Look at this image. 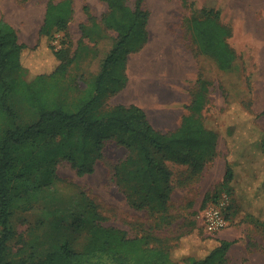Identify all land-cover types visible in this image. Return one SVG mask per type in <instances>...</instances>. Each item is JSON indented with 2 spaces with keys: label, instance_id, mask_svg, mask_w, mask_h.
Listing matches in <instances>:
<instances>
[{
  "label": "rangeland",
  "instance_id": "obj_1",
  "mask_svg": "<svg viewBox=\"0 0 264 264\" xmlns=\"http://www.w3.org/2000/svg\"><path fill=\"white\" fill-rule=\"evenodd\" d=\"M126 1L134 6L135 0ZM47 3L48 0H0V19L14 28L19 43L37 47L36 52L24 55V68L12 74L14 80L47 75L58 65L47 42L39 43ZM145 3V9L150 10L151 42L128 56L127 72L133 80L148 85L139 103L152 122L161 127L164 122L159 110L177 111L181 118L189 116L194 113L193 101L202 91L203 121L208 128L220 132L215 157L201 173L168 162L171 192L165 208L143 210L133 208L128 200V196L138 199V186L131 175L136 164L128 161L136 159L135 152L109 140L94 173L84 176H78L67 161L60 160L50 185L36 196L19 201L10 215L13 236L9 247L16 260L20 256L28 264H37L47 253L66 245L79 251L93 222L120 229L131 238L146 236L151 245L177 248L180 255L188 252L192 244L200 246L212 238L232 239L225 234L236 228L241 236H235L236 245L227 253L226 264H237L236 261L246 264V253L254 255L253 252L255 255L249 257L255 258V264H264L263 229L237 211L238 199L227 193L221 181L225 157L236 156L244 148L248 142L245 136L255 135V130L264 132V0H145ZM86 4L85 0H77L79 14H89ZM35 8H39L38 17L30 37L26 26ZM203 10L217 12L220 24L230 31L226 41L235 59L226 71L219 70L216 61L203 55L193 41L190 20L203 18ZM112 34L117 36L115 31ZM105 38H109L107 33L99 38V34H85L78 29L71 33L54 29L48 43L72 61L63 76L35 82L43 98L49 103L57 99L66 109L75 110L113 42L110 38L95 46L90 40ZM146 67H154V71ZM49 81L57 84L59 93L48 91ZM122 101L125 100L121 95L110 96L102 99L97 109L105 111ZM10 105L14 115L9 120L14 126H26L37 119V110L28 106L21 94H13ZM232 122H236L239 137L231 141L228 150L223 134ZM224 195L229 197L228 227L209 235L202 226L200 213L207 204ZM183 237L189 241L182 240Z\"/></svg>",
  "mask_w": 264,
  "mask_h": 264
},
{
  "label": "trees",
  "instance_id": "obj_2",
  "mask_svg": "<svg viewBox=\"0 0 264 264\" xmlns=\"http://www.w3.org/2000/svg\"><path fill=\"white\" fill-rule=\"evenodd\" d=\"M102 1L108 6V12L102 16L103 24L116 32L117 42L102 62L99 74L87 85L75 110L66 109L57 99L49 103L35 87L36 81L55 80L66 74L72 61L60 50L54 51L48 42L54 29L67 32L73 1L48 0L38 33L39 43L47 42L58 65L51 73L38 74L31 80L25 77L14 80L12 74L24 68V55L36 52L37 47L19 43L14 28L0 19V264H28L22 257L16 260L12 255L9 218L19 201L36 196L50 185L60 160L67 161L78 176H84L94 173L109 140L135 152L136 159L128 161L136 164L131 175L138 186V199L128 196V200L133 208L143 210L165 208L171 192L168 162L201 173L215 157L220 132L208 128L203 121L202 91L193 101L194 113L183 117L180 126L167 133L154 129L137 106L118 104L105 111L97 109L102 99L116 95L125 87L128 56L142 49L149 38V12L144 0H135L133 7L126 0ZM202 12L203 18L190 20L193 41L203 55L216 61L219 70L226 71L235 59L226 41L230 31L220 24L217 12ZM47 89L60 92L57 84L50 81ZM13 94H21L26 104L37 110L34 122L14 126L9 120L14 115L10 105ZM235 123L226 126L223 134L228 150L231 141L239 137ZM246 139L248 142L236 156L225 157L222 183L227 193L238 199L237 211L264 231V132L255 130V135L245 136ZM87 233L81 250L76 251L71 245L61 246L37 264H226L227 253L234 243L212 238L200 246L192 244L188 252L180 255L177 248L151 245L146 236L131 238L120 229L93 222Z\"/></svg>",
  "mask_w": 264,
  "mask_h": 264
},
{
  "label": "crops",
  "instance_id": "obj_3",
  "mask_svg": "<svg viewBox=\"0 0 264 264\" xmlns=\"http://www.w3.org/2000/svg\"><path fill=\"white\" fill-rule=\"evenodd\" d=\"M85 1L88 3V4H86L87 5L86 7H89V9H88L89 14H86L84 11H83L84 13L79 14V12L77 10L78 9L77 0L73 1L71 19L67 24V32L71 33V32H74L76 29H78L80 32H84L85 34H87V32H89V34H99V38L100 37L102 38L103 33H107V36L109 38L99 39V40H95V41L90 40V41L92 42L91 43L92 45L99 46V43H102V42L111 38V39H113V42L111 44V49H112L117 42V36H114V34H112L113 30L107 29L105 27V25L103 24V21H102V16L106 12H108L107 4L102 0H85ZM144 5H146L145 0H144ZM149 12H150V10H149ZM89 15L91 16V19H89ZM149 25H150V23H148V27H149ZM150 42H151V39L148 38L145 45H148ZM108 53H107V55H108ZM105 57L103 58V61H104ZM152 68H154V67H152ZM100 70H98L96 75L93 78H91V81H94L96 76L99 74ZM146 70L154 71V69H151V68L149 69L148 67H146ZM127 72H128V63H127ZM147 87H148V85L146 83H143L142 81H139L137 79L133 80L132 78H130V76L127 73V82L125 84V87L116 94L117 96L118 95L123 96V98L125 100V101L119 102V104L124 105V106L134 105V106L141 108L145 112V114L147 115V118H148L149 122L151 123V125L154 127V129H156L160 132L167 133V132H171V131L176 130L180 126L181 121H182L181 114H178L177 111L173 112L172 110H167L166 108L164 110H159V115H160L159 117L164 122V125L159 127V126H157L156 123L154 124L152 122V118L149 115V113L147 112V110L145 109V107L141 103H139L143 94L147 92V90H146ZM151 90L153 91L152 86H151ZM174 121H175V123H174ZM224 168H225V166L222 168V175H221L222 179H223L224 171H225ZM205 169H206V166L204 168V171H205ZM237 235L241 236V233L238 229L235 228V229H233V232L231 231L228 234L226 233L225 237H232V239H228L227 241H233L235 236L237 237ZM235 245L236 244H233L231 246L228 254L230 253V251L232 250V248ZM253 253L255 255V252H253ZM254 255H252V254L247 255V253H246V256L244 258V259H247L246 264H255V258L253 259V258L249 257V256L252 257ZM236 263L238 264L239 262L236 261Z\"/></svg>",
  "mask_w": 264,
  "mask_h": 264
},
{
  "label": "built area",
  "instance_id": "obj_4",
  "mask_svg": "<svg viewBox=\"0 0 264 264\" xmlns=\"http://www.w3.org/2000/svg\"><path fill=\"white\" fill-rule=\"evenodd\" d=\"M229 197L224 195L215 203L208 204L200 213L202 226L207 234H219L228 227Z\"/></svg>",
  "mask_w": 264,
  "mask_h": 264
},
{
  "label": "bare ground",
  "instance_id": "obj_5",
  "mask_svg": "<svg viewBox=\"0 0 264 264\" xmlns=\"http://www.w3.org/2000/svg\"><path fill=\"white\" fill-rule=\"evenodd\" d=\"M38 10L39 8H35L33 11H32V14H33V17H31L30 20L27 21V26H26V34H28L30 37H31V34L33 31L32 29L34 28V25L36 24L37 22V17H38ZM26 25V24H25ZM145 62V61H144ZM136 63V62H135ZM138 65V64H137ZM142 65V63H141ZM136 68V67H135ZM154 69V68H153ZM134 72L135 70L132 69Z\"/></svg>",
  "mask_w": 264,
  "mask_h": 264
}]
</instances>
